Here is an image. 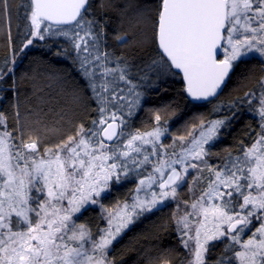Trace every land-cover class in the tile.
I'll return each mask as SVG.
<instances>
[{"label":"snow or ice","instance_id":"obj_1","mask_svg":"<svg viewBox=\"0 0 264 264\" xmlns=\"http://www.w3.org/2000/svg\"><path fill=\"white\" fill-rule=\"evenodd\" d=\"M110 7L118 19L134 9L137 24L151 23L155 49L148 60L134 62V56L111 49L106 17H96L92 0H28L21 5L18 16L30 21L25 31H31L20 51L34 39L52 38L50 54L69 62L84 81L82 90L97 104V117L87 128L73 123V134L44 147L41 154L40 138H32L31 125L56 132L66 116L49 126L38 113L30 120L17 107L9 129L0 112V264H113L108 255L113 242L141 216L176 200L178 189L198 184L205 169L206 190L191 204L185 201L191 211L175 221L192 257L187 264H223V257L210 259L213 241L231 248L239 264H264V123L250 147L241 145L240 155L229 153L213 165L211 148L236 108L229 109L226 119L193 128L190 140L175 137L171 153L161 142L168 129L160 126V115H155L151 131L141 133L132 129L124 113L127 108L131 116L147 91L176 77L192 101L213 103L235 67L257 57L264 64V0H156L154 9L126 0ZM12 11L11 0H0V19L7 17L9 35ZM114 39L121 48L133 42L119 32ZM9 72L0 70V81L10 78ZM257 90V114L264 121V75ZM245 97L237 99L250 103L256 92ZM133 172L138 178L133 180L135 197L115 210L105 209L106 227L93 236L78 223L77 214L87 205L103 208L100 198L110 181ZM237 245L241 250H235Z\"/></svg>","mask_w":264,"mask_h":264},{"label":"trees","instance_id":"obj_2","mask_svg":"<svg viewBox=\"0 0 264 264\" xmlns=\"http://www.w3.org/2000/svg\"><path fill=\"white\" fill-rule=\"evenodd\" d=\"M28 0H11L12 15L9 35L7 17L0 19V66L12 62L16 64L10 78L2 81L0 86V112L7 118L9 129L13 126L12 115L17 110L22 116L30 120L36 119L38 113L45 123L51 126L60 121V116L66 119L60 121L59 131L45 132L42 125L32 124L30 135L33 139L40 138L38 145L40 152L44 147H51L59 143L65 135L73 134L72 124L83 123L89 127L90 122L97 117V104L89 99L88 93L83 91V84L79 75L73 71L69 62L52 56L53 45L50 39L34 41L33 47L20 51L29 39V32L25 31V22L18 16L23 12L22 4ZM93 12L99 19L105 16L107 42L117 54L134 56V62L148 60L154 55L155 45L152 41V26L150 22L137 24L132 15L134 9H128L127 14L117 18V10L110 7L112 3L122 4L126 0H92ZM136 5L145 8H155L156 0H133ZM154 15V11L150 13ZM126 35L133 42L125 48L118 46L114 39L116 33ZM63 40V38H56ZM142 42V43H140ZM66 47L67 45H63ZM11 68V66H9ZM7 69L10 70V68ZM264 66L260 59H249L234 68V75L230 74L227 87L222 95L213 103H194L183 92V81L179 78L169 79L156 90H149L144 95L140 113L132 121L141 130H150L156 125L155 115H160V125L176 126L175 132H182L183 127L193 128L200 121L212 118L215 109L221 110L216 115L226 119L230 115V108H236V115L228 126L220 132L219 138L211 148L210 164H218L221 158L229 153L233 157L240 155L241 145L251 146L254 139L261 132L260 124L247 103L237 98H244L264 75ZM77 94L79 99H77ZM197 118V120H196ZM200 120V121H199ZM192 126V127H191ZM96 209L83 213L82 219L91 228L101 225V217ZM175 210L165 207L140 218L114 244L111 255L114 264H178L186 258L182 248L181 236L176 224ZM258 223V222H257ZM247 235L242 236L247 239ZM236 251L241 250L234 246ZM212 261L223 257V264H239L234 251L217 244L210 248Z\"/></svg>","mask_w":264,"mask_h":264},{"label":"rangeland","instance_id":"obj_3","mask_svg":"<svg viewBox=\"0 0 264 264\" xmlns=\"http://www.w3.org/2000/svg\"><path fill=\"white\" fill-rule=\"evenodd\" d=\"M28 22H29V25H30V21H28ZM30 31H31V28H30ZM47 38L48 37H46V39ZM34 41L41 42L39 40H35L34 39L33 40V44H34ZM31 47H33V45L29 46V48H31ZM13 60H15V58L12 59V61ZM15 64L10 62L9 63V66H11V68H10L8 66V62H7V63H5V65L0 66V70L7 69V67H9L10 68L9 74H12L14 69H15ZM263 66H264V64H263ZM1 83H2V81H0V86H1ZM257 85H258V83L254 86V89L251 91V92H253V91L256 92V97L251 98L250 99V103H247V104L249 105L250 108L253 109V113L255 114V116L257 117V119L259 121V124L261 125L262 123H264V121H261L259 115L257 114V110L260 107L259 91L257 90ZM131 100H132V97H129L128 98V102H130ZM143 101H144V97L141 99L140 106L134 107L132 109V115L131 116L127 115L128 109L127 108L124 109L125 117H126V119L128 121H130L132 129L136 130V131H139L141 133L148 132V131L152 130V129H150V130L149 129L148 130H141V129L137 128V126L135 127L133 122H132L134 120V118H136V115H138V113H140ZM220 112H222V111L215 109L214 113H212V115H214V117L207 118L206 120H203V121L199 120L200 122L197 123L196 124L197 126H195L193 128H199V125L201 123L207 125L208 121H210V120L221 119L220 117L216 116V115L220 114ZM196 120H197V118H196ZM155 126L156 125H154V127ZM160 126L165 127V128L168 129V132L165 134V136L161 138V142L165 145V149L167 150L168 153H171L173 151L172 144H173V139L175 137L184 135L186 137V140H190L191 139V137L188 136V132L191 131L193 128H190V127H185L184 128L183 127V131L182 132H178V131L175 132L174 128H176V126L170 127L168 124H166V125L164 124V125H160ZM222 129L223 128L220 129V132L222 131ZM220 132L218 133L217 139L220 136ZM216 140H215V142H216ZM146 147H150V146H146ZM205 147L208 148L209 146L206 145ZM179 150H180L179 143H177L175 145V151H179ZM41 154H43V150H42ZM141 171H142V169H141ZM208 178H209V173H208L207 169H205L204 172L201 174L200 182L198 184H190L189 185L193 189V191H189V186L181 187L180 189H178L177 199L176 200L165 201L164 205L162 206V208L160 210L164 209L165 207H168V208L172 207L175 210L176 219H178L179 217L183 216L186 212L191 211L190 207H186L185 206L184 202L187 201L188 204H191L193 199L198 197L204 190H206V188H207V179ZM134 179L138 180V178L135 175V172L130 173V175L127 178H122L121 181H119V182H116L115 180L110 181V189L108 190L106 195L102 194V196L100 198V203L103 205V208H101L99 204L98 205H87V206H85V209H83L81 213L77 214L80 217L78 223H82V224L86 225L89 229H91V231L93 233V236H95L96 232H97V229L106 227V221H105V219H103V217H105V215H106L105 211H104L105 209H107V210H115L118 203H124V202L131 203L132 199L136 195L133 192V189L137 186V184L133 182ZM193 193H195V195ZM141 195H143V193H141ZM177 205H179V207ZM90 209H92V210L96 209L97 210L96 211L97 215L100 216L101 219H102L101 225H99V226L97 225V227L94 228V229L91 228V226H89V224L82 219L83 213L85 211H87V210H90ZM154 211H156V210H154ZM149 214L150 213L145 214L144 216H147ZM144 216H141L140 218H142ZM74 219H75V217H74ZM139 219H137L136 221H138ZM192 219H193V217H189V220H192ZM133 224H131L129 226V228L127 230H125L121 234V236L117 238L116 241L113 242V245L109 249L108 255H109V258L112 259V261H113V258H112V255H111V251H112V248H113L114 244L132 227ZM193 227H194V225H193ZM179 234H180V236H182L181 232H179ZM192 243L193 242H190V244H192ZM220 243H221L220 241H213V242H211L209 244V248L212 247V244H216L217 245V244H220ZM182 248L185 251V255L187 257L183 258L178 264H182V262H183V264H187V260L191 259L192 257H190L188 255L189 249L184 248L183 245H182ZM164 264H166V263H164Z\"/></svg>","mask_w":264,"mask_h":264},{"label":"water","instance_id":"obj_4","mask_svg":"<svg viewBox=\"0 0 264 264\" xmlns=\"http://www.w3.org/2000/svg\"><path fill=\"white\" fill-rule=\"evenodd\" d=\"M184 84V83H183ZM190 99V98H189ZM191 100V99H190ZM192 101V100H191ZM194 103H207V102H195V101H192Z\"/></svg>","mask_w":264,"mask_h":264}]
</instances>
